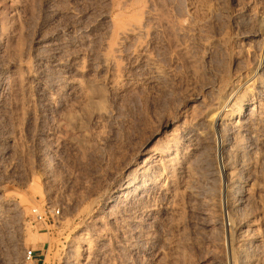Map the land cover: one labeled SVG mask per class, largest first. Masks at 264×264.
Listing matches in <instances>:
<instances>
[{
	"label": "rangeland",
	"instance_id": "obj_1",
	"mask_svg": "<svg viewBox=\"0 0 264 264\" xmlns=\"http://www.w3.org/2000/svg\"><path fill=\"white\" fill-rule=\"evenodd\" d=\"M261 16L264 0H0V264L27 249L39 264H264ZM258 66L231 240L227 159L203 123ZM151 154L175 170L126 184Z\"/></svg>",
	"mask_w": 264,
	"mask_h": 264
},
{
	"label": "bare ground",
	"instance_id": "obj_2",
	"mask_svg": "<svg viewBox=\"0 0 264 264\" xmlns=\"http://www.w3.org/2000/svg\"><path fill=\"white\" fill-rule=\"evenodd\" d=\"M11 1L12 0H10V2ZM11 4H14V3H11ZM6 5H8V4H6ZM8 7H11L12 8V5H10ZM130 19H132V18H130ZM258 19H259L260 26L264 29V17H262V18H259L258 17ZM117 28H120V27H117ZM120 29L121 30L119 31V33H116V34H119L120 35V37L118 36V38L127 39L126 37H128V36L136 37L139 34H141L144 31V26L140 22L138 23V21H136L135 23L130 24L128 27H123L122 26V28H120ZM111 33H113V32H111ZM108 40H110V39H108ZM106 41L104 42L105 43V45H104V51L101 52V56L100 57L102 59L103 64L110 65V64L114 63L116 61V59H118L117 56H119V53L120 52L117 50L119 47L118 46L117 47L114 46V45H116V44H114L115 42L113 43V46L116 47L117 49L114 48L111 45L112 44L111 42H110L111 43L110 44L109 42H106ZM115 64L116 63H114V65ZM111 66H113V64ZM259 69H260V66H258L257 69H256V71L253 72V77L250 80H247L245 83H243L241 85H238L236 88H234L228 94V96L225 98V100L223 102H221L219 105L216 103L218 105V107L216 106L215 109H212V111L207 115V117L205 118V120L203 119L204 120V123L202 122L203 124L206 125V127H205L206 129L205 130L209 134H213V135L215 134V135H218L219 136L218 139H217V141H216V144L220 148L221 153L227 159V162L225 164L226 167H225V175L224 176L227 178V180L229 182L228 183L229 185L225 189L226 190V194L228 196V202H227V204L225 206V209L227 211H229V215H228L229 221L230 222L233 221V224H230L228 226V233L230 234L231 240L235 236L234 233H236V229L241 230L243 228V224L242 223H239V221L237 220L238 219V215H239L238 209H240L241 207H240V204H239L240 202L238 203L237 194L233 190V186L236 183V179L238 178V176L236 177V174H237L236 172L237 171H235V167L233 166L232 159H233V157L236 154L239 153V150H240V147H241L240 144H241V140H242L240 136H242L241 135V134H243L242 132L245 130V132L249 131L250 133H253L254 134V133H256L257 131H259L262 128V124H263L262 117L260 115H257V114H255L253 112V111H255V109L253 111H251V112H248V113L242 112V105H243L242 104V101H244V100L243 99H240V95H242L243 90L246 89V87H247L248 84H250V83H257L258 82L257 81L258 78L256 76L259 73ZM259 86H261V85H259ZM250 101H252V100H246L245 101V104L250 103ZM214 106H215V104H214ZM210 110H211V107H210ZM205 130L203 129L202 131H199V129H196L195 131H196V134L198 136H201L202 134H204V131ZM227 131H229L228 133L231 134V138L228 137L229 135L226 133ZM225 133L227 134V137L229 139L228 138H224V137H226L225 136ZM213 141H215V140H213ZM241 149H243V148H241ZM163 150H165V149H163ZM155 154H159V152H157ZM243 155H244V152H243ZM243 155H242V157H243ZM174 159L171 158L170 161H172V160L174 161ZM237 160H239V159H237ZM237 160H236V162H237ZM165 170L166 171H174L175 170V166L172 165V163L169 162V161H167L166 163H161L156 157H154V155L151 154L147 158L144 159V161L141 164V166H136L135 169L132 170L133 172L135 171V174L131 178V180L128 181L126 184H133V186L134 185L136 186V189L141 190V189L144 188L143 187V184H144L145 181L144 180L143 181L141 180V183H140V181H138V179L139 180L140 179H144V177H146V179L147 178H152V177H154V175L156 173H158L160 171H165ZM248 186H249V184H248ZM246 193H247V186L246 185H242L241 186V194H242V196L245 195ZM241 210H243V209H241ZM232 242H231V244H232ZM249 242H250V240H249ZM231 244H230V246H231ZM232 247H231V249H232Z\"/></svg>",
	"mask_w": 264,
	"mask_h": 264
},
{
	"label": "built area",
	"instance_id": "obj_3",
	"mask_svg": "<svg viewBox=\"0 0 264 264\" xmlns=\"http://www.w3.org/2000/svg\"><path fill=\"white\" fill-rule=\"evenodd\" d=\"M33 212L35 214L36 219L41 220V221L43 220L44 216L46 215V214H44V215L41 214L37 210H34ZM59 214H60L59 209L53 210L51 212V216H53V217H58ZM39 257L40 256L37 255V250H35V249H27L25 251V254H24V259H25L26 264H39V262H40L38 260Z\"/></svg>",
	"mask_w": 264,
	"mask_h": 264
},
{
	"label": "crops",
	"instance_id": "obj_4",
	"mask_svg": "<svg viewBox=\"0 0 264 264\" xmlns=\"http://www.w3.org/2000/svg\"><path fill=\"white\" fill-rule=\"evenodd\" d=\"M38 256H42L41 254H37Z\"/></svg>",
	"mask_w": 264,
	"mask_h": 264
}]
</instances>
